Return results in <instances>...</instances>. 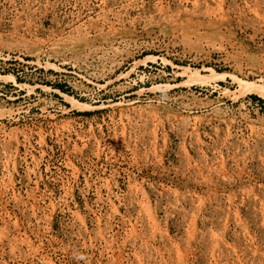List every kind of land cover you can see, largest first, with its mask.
Segmentation results:
<instances>
[{
    "label": "rangeland",
    "instance_id": "rangeland-1",
    "mask_svg": "<svg viewBox=\"0 0 264 264\" xmlns=\"http://www.w3.org/2000/svg\"><path fill=\"white\" fill-rule=\"evenodd\" d=\"M0 264H264V0H0Z\"/></svg>",
    "mask_w": 264,
    "mask_h": 264
},
{
    "label": "bare ground",
    "instance_id": "bare-ground-1",
    "mask_svg": "<svg viewBox=\"0 0 264 264\" xmlns=\"http://www.w3.org/2000/svg\"><path fill=\"white\" fill-rule=\"evenodd\" d=\"M70 100L73 101L75 104H79L77 100H73V99H70Z\"/></svg>",
    "mask_w": 264,
    "mask_h": 264
}]
</instances>
